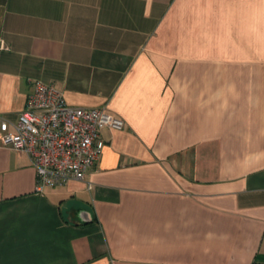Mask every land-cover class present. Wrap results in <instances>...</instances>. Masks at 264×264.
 Instances as JSON below:
<instances>
[{"label":"crops","instance_id":"crops-1","mask_svg":"<svg viewBox=\"0 0 264 264\" xmlns=\"http://www.w3.org/2000/svg\"><path fill=\"white\" fill-rule=\"evenodd\" d=\"M36 80L125 125L41 191L0 144V264H264V0H0V119Z\"/></svg>","mask_w":264,"mask_h":264},{"label":"built area","instance_id":"built-area-1","mask_svg":"<svg viewBox=\"0 0 264 264\" xmlns=\"http://www.w3.org/2000/svg\"><path fill=\"white\" fill-rule=\"evenodd\" d=\"M124 125L103 108L69 105L53 85L36 80L17 119H0V144L28 155L41 191L83 179L104 147L100 130Z\"/></svg>","mask_w":264,"mask_h":264}]
</instances>
